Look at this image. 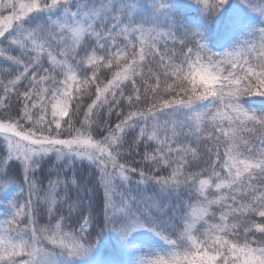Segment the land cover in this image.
I'll use <instances>...</instances> for the list:
<instances>
[{"label": "snow or ice", "instance_id": "6c2138e0", "mask_svg": "<svg viewBox=\"0 0 264 264\" xmlns=\"http://www.w3.org/2000/svg\"><path fill=\"white\" fill-rule=\"evenodd\" d=\"M0 264H264V0H0Z\"/></svg>", "mask_w": 264, "mask_h": 264}]
</instances>
